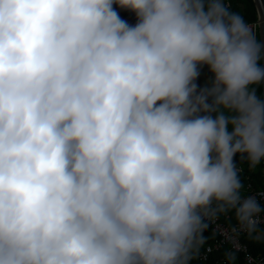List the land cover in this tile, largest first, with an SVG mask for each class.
<instances>
[{
    "label": "clouds",
    "instance_id": "9594fccd",
    "mask_svg": "<svg viewBox=\"0 0 264 264\" xmlns=\"http://www.w3.org/2000/svg\"><path fill=\"white\" fill-rule=\"evenodd\" d=\"M262 59L224 0H0V264H194L227 214L238 264L264 242L234 160L264 162Z\"/></svg>",
    "mask_w": 264,
    "mask_h": 264
},
{
    "label": "trees",
    "instance_id": "16d2710c",
    "mask_svg": "<svg viewBox=\"0 0 264 264\" xmlns=\"http://www.w3.org/2000/svg\"><path fill=\"white\" fill-rule=\"evenodd\" d=\"M225 5L228 3V9L232 13H236L240 15L245 22L254 21L259 17V12H257V8L252 0H224ZM262 66V63L260 61ZM212 86V81L210 82V87ZM256 89L257 96L263 100V85L262 83L254 86ZM211 99H209V103ZM237 166L241 168L240 178L245 185L249 182L254 186V188H259L264 185V176H263V162L261 165L257 166L254 170L251 169L248 165V162L245 159L242 160L241 155L237 154L234 158ZM232 217V222L235 223L234 216L230 214ZM206 242L201 250V253H204L205 247L207 244L212 243L216 235L212 230V226L209 225V228L205 232ZM243 241L247 244L248 252L254 256H262L264 257V242L261 241H251L247 238H243ZM228 250L227 247L222 248L218 252H214L210 254L206 259L199 258L194 261V264H222L224 259V252ZM238 262H241V256L238 255Z\"/></svg>",
    "mask_w": 264,
    "mask_h": 264
},
{
    "label": "built area",
    "instance_id": "2783aa9c",
    "mask_svg": "<svg viewBox=\"0 0 264 264\" xmlns=\"http://www.w3.org/2000/svg\"><path fill=\"white\" fill-rule=\"evenodd\" d=\"M226 7H228V3L226 4ZM245 23L249 26H253L259 37V32H261L260 16L254 21ZM244 189L245 195L256 196L262 207H264V195H262L264 194V185L256 189L251 183L248 182ZM235 223L232 222V217L230 214L221 215L215 222L210 223V226H212V230L216 237L212 243L206 245L205 251L200 255V258L206 259L210 254L218 252L225 247H227L228 250L231 249L236 241L233 240L230 228L231 226L235 225ZM261 227H264V223H262ZM243 238L244 237L242 236L238 241V244L242 245L244 249L238 253V255L241 256V262H238V264H264V257L254 256L248 252L247 244L243 241Z\"/></svg>",
    "mask_w": 264,
    "mask_h": 264
},
{
    "label": "crops",
    "instance_id": "0c3cea01",
    "mask_svg": "<svg viewBox=\"0 0 264 264\" xmlns=\"http://www.w3.org/2000/svg\"><path fill=\"white\" fill-rule=\"evenodd\" d=\"M113 8L119 14L120 18L126 21L129 25L134 26L137 23V18L134 12L128 9L120 8V6L117 4H114ZM198 70L200 74L195 81V83L197 84V89L199 88V82H206L208 84L206 85L207 88H210V82L213 81L214 74L211 73L207 65L200 66Z\"/></svg>",
    "mask_w": 264,
    "mask_h": 264
},
{
    "label": "water",
    "instance_id": "95a60500",
    "mask_svg": "<svg viewBox=\"0 0 264 264\" xmlns=\"http://www.w3.org/2000/svg\"><path fill=\"white\" fill-rule=\"evenodd\" d=\"M257 8V12H259V16L261 18V32H259V40L264 46V0H252ZM262 67H264V59L261 60ZM263 85V100H264V82ZM263 176H264V162H263Z\"/></svg>",
    "mask_w": 264,
    "mask_h": 264
},
{
    "label": "rangeland",
    "instance_id": "374dc122",
    "mask_svg": "<svg viewBox=\"0 0 264 264\" xmlns=\"http://www.w3.org/2000/svg\"><path fill=\"white\" fill-rule=\"evenodd\" d=\"M198 85H199V88L197 90L199 91L201 89L207 88L206 85L208 84L206 82H199Z\"/></svg>",
    "mask_w": 264,
    "mask_h": 264
}]
</instances>
